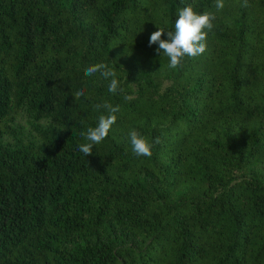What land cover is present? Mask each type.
<instances>
[{"label": "trees", "instance_id": "obj_1", "mask_svg": "<svg viewBox=\"0 0 264 264\" xmlns=\"http://www.w3.org/2000/svg\"><path fill=\"white\" fill-rule=\"evenodd\" d=\"M223 3L0 0V264H264V0ZM188 5L214 28L171 69L150 35ZM132 129L160 138L151 157Z\"/></svg>", "mask_w": 264, "mask_h": 264}, {"label": "clouds", "instance_id": "obj_2", "mask_svg": "<svg viewBox=\"0 0 264 264\" xmlns=\"http://www.w3.org/2000/svg\"><path fill=\"white\" fill-rule=\"evenodd\" d=\"M247 6V0H243V5ZM216 9L222 10L224 8L223 0H215ZM215 15L205 12L203 14L197 13L191 5L185 6L178 10V18L175 20L174 30L165 31L163 28H157L150 35L149 46L158 45L156 52L166 56L169 60V68L177 69L182 65L185 58H195L200 56L206 51L207 35L214 28L213 21ZM162 36H166V39H162ZM99 73V75L105 80H109L108 92L116 94L121 90L120 82L116 78V70L110 68L106 63H97L90 65L85 69L84 74L86 76H93ZM85 96V90L79 89L74 93V98L79 100ZM94 109L99 111L100 109H106L107 115H99L98 122L95 127H88L86 132H81L88 143H84L78 146V150L84 154V156L92 155L94 145L101 143L108 136L112 125L116 122V115L120 109L119 106H112L108 102L94 105ZM128 139L132 148V151L137 157H151L152 148L154 145L160 143V138L156 137L151 142L137 130L132 129L128 133Z\"/></svg>", "mask_w": 264, "mask_h": 264}, {"label": "rangeland", "instance_id": "obj_3", "mask_svg": "<svg viewBox=\"0 0 264 264\" xmlns=\"http://www.w3.org/2000/svg\"><path fill=\"white\" fill-rule=\"evenodd\" d=\"M14 127L21 133L22 137L25 139H30L32 135V130L29 127L28 121L24 116H17L13 119Z\"/></svg>", "mask_w": 264, "mask_h": 264}]
</instances>
